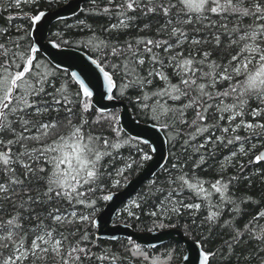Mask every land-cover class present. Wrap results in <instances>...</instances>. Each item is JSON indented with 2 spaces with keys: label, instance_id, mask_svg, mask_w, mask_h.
<instances>
[{
  "label": "snow or ice",
  "instance_id": "snow-or-ice-1",
  "mask_svg": "<svg viewBox=\"0 0 264 264\" xmlns=\"http://www.w3.org/2000/svg\"><path fill=\"white\" fill-rule=\"evenodd\" d=\"M62 2L0 0V264H190L132 234L102 243L104 216L181 227L195 264H264V0H87L48 34ZM117 99L135 132L101 103Z\"/></svg>",
  "mask_w": 264,
  "mask_h": 264
},
{
  "label": "water",
  "instance_id": "water-1",
  "mask_svg": "<svg viewBox=\"0 0 264 264\" xmlns=\"http://www.w3.org/2000/svg\"><path fill=\"white\" fill-rule=\"evenodd\" d=\"M87 3V0H66L61 5L57 6L54 9H51V14L48 18L47 28L50 30V27L57 21L55 14L59 13L64 16L66 20L72 16L77 15L82 9L83 4ZM49 11V10H45ZM49 34V33H48ZM56 53V59H62L61 50H52ZM47 56V54H45ZM73 56H83V52L78 51L77 49H72ZM51 59V57H47ZM64 66H67V62ZM70 71L76 70L75 68H70ZM103 105H107L109 108L115 106V110L118 109V112L122 113L123 123L128 126V128L132 129L133 132L136 131V126L132 123V120L135 118L130 111L128 106V110L124 111V106L127 105L125 101H121L119 99L114 101L104 100L101 102ZM160 135H163L162 133ZM158 152L154 156L153 161L147 162L144 168H142L135 177L131 178L130 183L126 186H123L120 190L114 191L116 192V200L117 203L120 200H127L133 198L136 193L140 190V188L145 185L149 179H151L150 172L157 171L155 168V164L157 162H163L161 157L167 156V145H160L157 143ZM114 217V214H113ZM107 222V223H106ZM101 227L99 232L101 234L102 239H105L107 233L110 231H114L120 238L126 239L128 234H132L133 236L139 237L140 240L138 242H144L146 244H156L158 246L165 244L169 241L175 242L177 244H181L184 246V255H189L192 257L190 260V264H195V248L192 244V241L183 235V231L178 228H167L164 230H158L153 233H148L146 231H136L132 228H124L123 223L117 222L120 227L115 229L110 228V221H108V217L104 216L101 219Z\"/></svg>",
  "mask_w": 264,
  "mask_h": 264
},
{
  "label": "trees",
  "instance_id": "trees-1",
  "mask_svg": "<svg viewBox=\"0 0 264 264\" xmlns=\"http://www.w3.org/2000/svg\"><path fill=\"white\" fill-rule=\"evenodd\" d=\"M65 1H66V0H65ZM62 3H63V2H62ZM62 3H60V4H58V5H54L52 9L56 8L57 6L61 5ZM87 7H88V4L85 3V4H83L82 9L87 8ZM44 10H49V9H48L46 6H44ZM78 17H79V18H84V13H81V11H80L77 15H75V16H73V17L67 19V20H65L64 22H66V23H68V24H74V23L76 22V19H77ZM21 22H22V21H14V23H21ZM64 22H58V21H56L55 23H53V25L50 27L49 34H50L51 31H56V30H57V27H63V23H64ZM98 22H99V21H98ZM0 23H2V21H0ZM76 38H77V39H83V38H85V37L81 36V37H76ZM84 51H87V50L85 49ZM125 102L127 103V101H125ZM129 108H130V111H131V113L133 114V116L136 118V113L133 111V109L131 108V106H129ZM116 111H118V110L116 109ZM142 147H144L145 151H148V150H149V149L147 148V146H143V145H142ZM124 151H125V154H127V150H124ZM141 169H142V168H134V169L132 170L131 174H130L129 177H128L129 180H130L131 178L135 177V176L137 175V173H138ZM147 183H148V182H147ZM147 183H146V184H147ZM146 184H145V185H146ZM145 185H143V186L140 188V190L136 193V195H135L133 198H135V197L137 196V194L141 192V190L144 188ZM122 187H123V186H122ZM122 187H121V188H122ZM121 188H119L118 190H120ZM118 190H117V189H114L113 191H118ZM253 190H254L255 192H260L261 190H264V185H262V184L260 183L259 178H254ZM116 222H121V223H123L122 220H117ZM179 223H182V221L179 222ZM148 226H151L150 221H149L147 218H145V217H141V222H139V223H134L132 229H134V230H136V231H142V229H144V228H146V227H148ZM177 228L183 231V229H182L181 227H177ZM166 229H167V228H166ZM120 239H121V240H125L124 238H120ZM189 239H190V238H189ZM190 240H191V239H190ZM101 242H102V243H108V241H107L106 239H102ZM160 247H161V249H162V248H166V247L177 248L178 251H179V253L182 254V255H184V246L181 245V244H177V243H175V242L169 241V242H167V243H165V244L160 245Z\"/></svg>",
  "mask_w": 264,
  "mask_h": 264
},
{
  "label": "bare ground",
  "instance_id": "bare-ground-1",
  "mask_svg": "<svg viewBox=\"0 0 264 264\" xmlns=\"http://www.w3.org/2000/svg\"><path fill=\"white\" fill-rule=\"evenodd\" d=\"M73 17V16H72ZM71 18V17H70ZM69 19V18H68Z\"/></svg>",
  "mask_w": 264,
  "mask_h": 264
}]
</instances>
